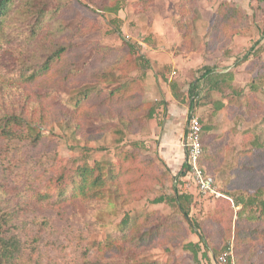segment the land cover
Returning <instances> with one entry per match:
<instances>
[{
	"label": "trees",
	"instance_id": "obj_1",
	"mask_svg": "<svg viewBox=\"0 0 264 264\" xmlns=\"http://www.w3.org/2000/svg\"><path fill=\"white\" fill-rule=\"evenodd\" d=\"M154 1L131 0L128 1V4L132 8L139 7L143 11ZM19 2V0H0L1 57L3 58L7 54L15 56L14 60H7L5 64L7 74L5 75L13 76L14 80L25 85L26 90V97L20 111L0 116V264H27L26 260L29 259V255L26 252L31 253L34 247L27 240L21 239L17 233L18 224H22L21 217L26 211L25 207L32 202H39L37 196L40 191L45 192V197L50 196L44 189V187L47 189L48 186L42 185L41 188V185L36 183L39 176H32L31 172L34 167L25 166V154L21 149L22 141H26L25 144L34 145L43 138L42 128L60 120L72 125L74 130L80 132L86 140L99 137V135L93 136L84 132L87 122L91 119L107 120L115 126L113 130L121 134V130L132 131L139 125L141 126L145 109V102L137 91V87H140L141 83L136 79L125 80L111 90L100 89L96 85L85 87L77 93L80 97L75 99L74 105H68L60 97L58 92L60 86L81 87L90 81L99 84L109 81V71L106 68L88 71L90 63L96 55L114 53V59L109 64L112 66L111 70L114 67L126 72L129 71L128 67L131 70L138 69L139 66L146 67L147 61L135 54L133 44H128V50L122 52L94 42L90 48L91 56L87 62L83 63L80 68H76V60L72 57V46L69 47L67 43L56 39L67 30L61 25V19L64 9L71 8V6L69 4H53V0H24L20 4ZM91 2L101 9L105 8L101 2L94 0ZM21 6L23 7L21 8ZM120 6L119 3L116 4L114 10H118ZM26 7L29 8L27 14L29 16L19 17L21 24L15 32H12L10 27L15 19L14 11L19 12L18 10H23ZM183 11L182 7L178 12L176 30L185 40L184 44L186 45L191 40V34L190 26L184 23L183 14L185 11ZM246 19L247 15L238 7L230 3L220 4L216 9L211 28L212 41L219 40L224 35H227L229 40L231 36L239 32V29L231 31L232 26L244 24ZM101 27L102 23L99 20L79 16L78 24L73 30L69 29L68 33L81 37L98 31ZM256 58L259 57L256 56ZM244 59H246V55ZM126 64H128L127 68L124 67ZM210 73L211 69L206 68L203 77ZM5 75H0L3 80ZM223 76L225 75L209 76V79L219 78H214L215 85L213 87H217L224 80ZM196 81L198 82V79ZM261 84L264 86V70L253 78L250 88L254 90L257 85ZM94 96L97 97L95 105L87 106L86 103ZM254 101L253 98L247 97L238 103L237 109L243 118L248 119L259 112V109L256 108L258 101ZM221 105L222 103L219 104V106ZM146 114L150 116L151 112L147 111ZM3 142L8 144L2 145ZM215 148L213 145L210 146L200 159V164L211 176L216 162L222 158L219 151L218 153L212 151ZM259 149L253 152L244 151L238 157L240 163L244 162L243 166L232 170L235 177L229 181L230 183L227 185L229 188L224 193L227 196H234L235 191L233 193L232 191L235 189L237 195L234 196L236 197L234 202L235 204L240 203L242 207L234 212L231 208L233 197L229 196L232 202L220 197L225 209H217L216 213H221V220L217 224H212L211 220H203L199 223L197 220L189 218L184 202L189 203L192 197L184 192L174 191L173 200L177 203L183 221L188 223L190 230H199L200 242L201 239L209 242L212 257L217 255L214 249L220 248L221 250L224 241L233 235L234 257L238 264H264V256L258 253L256 256L246 258L243 256L246 252L243 249L248 248V251L252 252L255 245L253 241L261 239L263 235L261 233L263 228L260 225L264 223V219H262L264 218V166H260L259 163L257 168L246 166V161L259 160ZM262 149L264 157V147ZM130 154L141 155L132 149L121 151L119 156L121 166L119 164L111 166L110 176L107 178L101 173L98 162L90 165L83 161L71 174L64 171V174L57 177L58 183L53 189V196L60 201L76 198L86 205V203L100 201L101 196L106 199L105 192L112 189L117 192L120 204L127 205L141 199L147 191L165 183L167 174L155 166L153 161L147 162L146 165H140L138 170H128L127 173L131 178L123 182L125 177L122 176L124 159L126 162L129 161ZM149 166L150 168H148ZM38 168L35 167L36 173ZM147 170L150 172L148 175H146ZM186 170L187 167L184 163L177 176H183ZM258 174L260 177L252 180L253 182L248 180L249 177L255 178ZM161 199L159 197L156 201ZM123 222L120 234L98 243V249L102 254L94 260L90 256L84 255L86 263L82 264H190L182 255H169L165 261L156 259L146 261L143 258V254L159 245L165 246L184 240L187 231L179 217L172 216L161 219L157 211H146L135 218L133 225L129 224L126 219ZM39 223L40 225L45 224L46 220L43 219ZM217 234L223 235V239H217L215 237ZM204 235L208 238L206 239ZM35 241L36 237H33L32 242ZM183 249L191 253L197 264L200 263L197 257L200 250L198 243L188 242ZM87 252L88 249H85V253ZM24 253L27 254L26 258L23 257ZM201 255L202 257L207 256L204 252Z\"/></svg>",
	"mask_w": 264,
	"mask_h": 264
},
{
	"label": "rangeland",
	"instance_id": "obj_2",
	"mask_svg": "<svg viewBox=\"0 0 264 264\" xmlns=\"http://www.w3.org/2000/svg\"><path fill=\"white\" fill-rule=\"evenodd\" d=\"M19 1L20 4L24 0ZM91 1L93 0H53V4H69L71 6V8L64 9L63 18L61 19V25L67 30L56 39L67 43L69 47L72 46V57L76 60V68H80L83 63L87 62V59L91 56L90 48L94 42H99L101 45L111 49H118L122 52L128 50V44H133L135 46V54L142 59L145 58L148 66L149 60H147L146 54L143 53V50H148V48L143 44L147 45L153 42V32L161 33V35L163 33H172L165 24V20L170 22L171 18V25L174 28L173 33L179 34L176 30V22L179 18L178 12L183 7L185 11L183 19H185L184 23L190 26L191 40L185 45L184 43L186 42L181 36L178 39L174 35L169 34V45L171 44L176 51L197 52L204 60V63L200 62L197 66L190 69V72L184 71L182 73V70L177 67L174 69L170 67L164 70L167 88H170L176 94L178 101L185 102L188 107L191 105L193 108V111L188 109L186 112L184 119L185 132L189 114L194 113V109L200 103L202 104L203 101L210 103L215 97L218 100H225L221 102L222 105L226 104L228 112L236 114L233 117L234 119H231V121L233 120V126L230 128L232 135H241L245 129L252 127L250 125L255 122H244L237 105L247 97H251L255 101L264 99V86L262 84L257 85L254 90L250 88L253 78L257 73L264 70V0H155L149 7L144 8L142 14H135L130 9L127 10L128 1L131 0H94L105 5L104 9H101ZM118 3L121 6L118 10H114ZM222 3H230L238 7L247 15V19L244 24L240 22L241 24L232 26L231 31L239 29V32L231 36L229 40L227 35H224L219 40L212 41L211 28L214 23L216 9ZM151 6L153 7L151 8ZM18 11H14L13 14L15 19L10 27L12 32H15L21 24L19 17L29 16L27 15L29 13V8L27 7ZM159 13L163 17L167 16V19L156 21L155 19ZM79 16L99 20L102 23L101 29L81 37L68 33L69 29L73 30L78 24ZM245 55L246 59H244ZM114 56V53L96 55L88 68V71L106 68L110 76L108 82L99 84L90 81V83L81 87L62 85L58 88V92L60 97L68 105L72 106L75 103V99L80 97L77 93L85 87L96 85L100 89L111 90L125 80L136 79L141 83V86L137 87V91L145 102L141 126L139 125L132 131L121 130L120 134V132L113 130L115 127L113 123L99 118L91 119L87 122L84 132L93 136L99 135V137L86 140L80 132L74 130L72 125L60 120L48 125L46 128H42L43 138L39 139L34 145L25 144L26 141L21 143V149L25 154V166L34 167L31 174L32 176H39L36 181L37 185H41V188L42 185H47L48 188L44 187V189L50 195L45 197V192L40 191L41 193L39 192L37 196L39 202H32L25 207L26 211L21 217L22 224H18L17 233L21 239L23 241L27 240L34 247L31 253L26 252L29 255V259L26 260L27 264H82L86 263L84 255L90 256L94 260L102 254L98 249V243L113 235L120 234L124 219L133 225L135 218L139 214L148 211L147 207L139 205L140 200L145 197L146 200H150L157 195H147V191L146 195L141 199L130 202L127 205L120 204L117 192L112 189H108L105 192L106 199L101 196L100 201L86 203V205L76 198L60 201L53 196V189L58 183L57 177L62 173L64 174V171L71 174L77 165L83 161L88 162L90 165L95 162L100 163L101 173L104 177H109L111 166L118 164L121 166L119 158L121 151L132 149L141 153V155L136 156L130 154L131 159L127 160V162L124 159L125 164L123 165L124 168H122V176L125 177L123 182L131 178L127 173L128 170H138L140 165H146L149 161H153L155 166L166 173L159 157L152 152L150 153L148 136L147 138H142L144 135L141 133L148 127L149 116L146 114L147 111H152L155 105H159L157 104L159 100L154 101L149 98V83L144 70L147 69V66H139L138 69L131 70L126 64L127 66L124 65V67H128L129 71L127 72L114 67L111 70L112 66H109V64L114 59ZM256 56L259 58H256ZM130 57L132 59V56ZM14 58L15 56L10 54L2 58L0 52V75L7 74L5 64L8 59L12 61ZM206 68L211 69V73L203 77V72ZM218 74H224L225 76L222 77L224 80L217 87H213L215 85L214 78L218 77L209 79V76ZM13 78L10 74L5 75L4 80L0 76V116L18 113L24 103L26 97L25 85L20 84ZM197 79L198 82L196 81ZM172 84L173 87H171ZM96 100L97 97L94 96L86 105L92 107L95 105ZM153 102L156 104L154 105ZM259 105H256L257 110L262 108ZM60 106L62 107V105ZM202 123L201 139L204 153L206 149L210 148V145L207 140V134H205L204 126L206 124L205 122ZM257 124L260 125V122ZM145 135H148V132ZM208 139L211 145L216 148H220L223 144V141H216L214 144L211 142L212 137H208ZM240 141L241 138L237 142ZM231 143L233 142L231 141ZM6 144L8 143H2V145ZM219 155L221 156L220 152ZM232 156L233 154H231ZM224 166L219 168L216 166L214 168L215 173L212 174L222 192H226L229 188L227 185L230 183L228 168ZM35 167H39L37 173ZM149 173V170H147L146 175ZM259 177L260 175L258 174L257 177H249L248 180L252 181ZM166 182L167 180L162 186L158 187V194L164 190ZM152 190L154 188L149 191ZM186 194H188V191ZM190 202H184L188 213ZM172 206L175 209L177 204L173 203ZM188 217L191 219L195 218L194 214ZM43 219L46 220V223L40 225L39 222ZM36 221L38 222L37 224ZM260 227L263 228V232H261L263 234L262 238L253 241L255 245L252 252L251 250L249 252L248 248L243 249L246 250L243 255L245 258L256 256L257 253L264 256V223ZM254 228L256 229L257 225ZM33 237H36L35 242H32ZM228 242L233 243V239H226L224 244H222L223 248L221 250L220 248L214 249L215 254L218 255ZM85 249H88L87 253H85ZM211 249L213 250V248ZM26 253L23 256L25 258L27 257ZM169 255H182L186 262L197 264L189 251L181 249L179 246H170V244L160 249H151L143 254V258L146 261L155 259L157 261H165ZM216 257H213V259L215 264H218ZM199 264L202 263L200 262Z\"/></svg>",
	"mask_w": 264,
	"mask_h": 264
},
{
	"label": "crops",
	"instance_id": "obj_3",
	"mask_svg": "<svg viewBox=\"0 0 264 264\" xmlns=\"http://www.w3.org/2000/svg\"><path fill=\"white\" fill-rule=\"evenodd\" d=\"M152 7L153 6H151V8ZM151 8L150 10L152 11ZM129 9L132 11V13L142 14V10L139 7L133 9L128 4L127 10ZM157 15V18L155 19L156 21L167 19V16L163 17L161 13ZM171 20L170 22L169 20H165V24L168 26V29L170 28L172 33H163V35H161V33L153 32V42L151 44H147L148 46L143 44L146 46V48H148V50H143V53L146 54V58L149 60V64L146 67L147 69H144L149 83V98H152L154 101L159 100V103H157L159 105H155L156 103L153 102L155 106L154 110L150 111L151 115L148 118V127L147 129L141 131V133L144 135L142 138H147L148 136L150 153L152 152L154 155H157L161 160V163L167 173V182L166 187H164V190L160 191L159 194L157 193L158 186H156L154 190L148 191L147 195H157H155V197L150 200H146V197L143 198L140 200L139 205L141 207H147L146 209L148 211H157L161 216V219L172 216L179 217L187 231L186 237L178 244H170V246H179V248L182 249L188 242L198 243L200 246V250L197 254L199 261L202 264L203 262H205V264H215L209 242H205L202 239L200 242L198 235L199 230H190L188 223L183 221L180 211L177 209V207L174 209L172 206L173 203H176L175 200H173L174 191H177L178 193H187L188 191L189 195H193H190L192 197V202H190L188 216H193L194 214V219L199 223L203 222V220H211L212 224L219 223L221 220V213H216V211L218 208L219 210H222L223 208L225 209L222 198L201 196L198 194L194 185L185 179L184 175L177 176L185 162V152L181 146V142L185 135L184 119L188 109L193 111V108H190V106L188 107L185 102L182 103L181 101H178L176 94L170 90V88H167L164 70L169 69L170 67L171 69L177 67L182 70V73H184V71L190 72V69L194 68V66H197V64L200 62L204 63V60L197 52H183L182 50L176 51L173 49L171 44L169 45V34L174 35V37L178 39L180 37L179 34L173 33L174 28L171 25ZM171 87H173V84ZM224 101L225 100L222 99L218 100L217 97H215V99H213L210 103L203 101L202 104L200 103L194 109L196 112L194 113L197 114L200 123L205 122V134H207V140L209 143L210 141L208 137H212L211 142L214 144L216 141H223L222 146L218 150L215 148L212 149V151L217 153L219 151L221 153L222 158L219 162H216L215 166L219 168L225 165L228 168V179L230 181L235 177L232 170L243 166L244 162L240 163V159H238V157L242 155V152L244 151L253 152L254 150L258 151V148H260L259 160L252 159L250 161H246V166L249 168H257L259 165L264 166V157L262 153V148L264 147V99H261L260 101L258 100L257 104H260L262 107L259 108L258 113L253 114V116H250L248 119H243L244 122L255 123H251L252 125L250 126L252 127L245 129L241 135L231 134L230 128L233 126V120L231 121V119L236 116V114L229 113L226 104L222 105V107L218 105ZM239 117L241 116L239 115ZM256 122H260V125H258ZM146 132H148V135H145ZM240 138L241 141L237 142ZM231 141L233 143H231ZM209 145L212 146L211 143ZM231 154H233L232 157ZM213 173H215L214 170L212 171V174ZM234 191V196H236L237 194L235 189L232 191V193ZM234 196H230L233 197V204L231 208L234 212H236L242 207V205L240 203L235 204L234 198L236 197ZM159 197L162 199L156 201V199ZM204 237L206 239L208 238L205 235ZM215 237L217 239H223V235L221 234H217ZM229 239H233V235H231L228 240ZM165 246L159 245L157 248L160 249ZM202 252L206 253L207 256L202 257Z\"/></svg>",
	"mask_w": 264,
	"mask_h": 264
},
{
	"label": "built area",
	"instance_id": "obj_4",
	"mask_svg": "<svg viewBox=\"0 0 264 264\" xmlns=\"http://www.w3.org/2000/svg\"><path fill=\"white\" fill-rule=\"evenodd\" d=\"M201 135L202 125L200 120L197 115L190 113L187 118L186 132L182 141V147L185 152L184 163L187 167L184 177L194 185L201 196L223 197L232 202V199L220 190L215 179L200 164V159L203 155ZM216 262L218 264H238L234 257L232 242H228L225 248L217 255Z\"/></svg>",
	"mask_w": 264,
	"mask_h": 264
}]
</instances>
